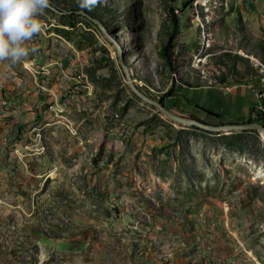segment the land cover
<instances>
[{
  "label": "rangeland",
  "instance_id": "1",
  "mask_svg": "<svg viewBox=\"0 0 264 264\" xmlns=\"http://www.w3.org/2000/svg\"><path fill=\"white\" fill-rule=\"evenodd\" d=\"M49 4L0 61V264H264L260 134L176 123L122 65L164 104L261 76L264 0Z\"/></svg>",
  "mask_w": 264,
  "mask_h": 264
},
{
  "label": "crops",
  "instance_id": "2",
  "mask_svg": "<svg viewBox=\"0 0 264 264\" xmlns=\"http://www.w3.org/2000/svg\"><path fill=\"white\" fill-rule=\"evenodd\" d=\"M263 92L264 75H261L234 84L182 86L165 105L209 124L244 122L255 118Z\"/></svg>",
  "mask_w": 264,
  "mask_h": 264
},
{
  "label": "clouds",
  "instance_id": "3",
  "mask_svg": "<svg viewBox=\"0 0 264 264\" xmlns=\"http://www.w3.org/2000/svg\"><path fill=\"white\" fill-rule=\"evenodd\" d=\"M49 6V0H0V61L16 64L29 54L25 44L41 32L39 16Z\"/></svg>",
  "mask_w": 264,
  "mask_h": 264
},
{
  "label": "water",
  "instance_id": "4",
  "mask_svg": "<svg viewBox=\"0 0 264 264\" xmlns=\"http://www.w3.org/2000/svg\"><path fill=\"white\" fill-rule=\"evenodd\" d=\"M111 41L118 47V44L115 40L111 39ZM119 48V47H118ZM125 74L127 76L128 81L133 89V91L146 103H149L153 107H155L159 112H161L164 116L168 119L176 122L181 123L187 126H193L205 131L209 132H243V131H251L255 130L258 131L260 137L264 141V126L260 123H240V124H209L203 121H200L195 118H187L180 115L173 113L167 106H164L160 101L147 97L143 94L140 90H138L133 82L131 81V76L127 70V67L122 63Z\"/></svg>",
  "mask_w": 264,
  "mask_h": 264
},
{
  "label": "trees",
  "instance_id": "5",
  "mask_svg": "<svg viewBox=\"0 0 264 264\" xmlns=\"http://www.w3.org/2000/svg\"><path fill=\"white\" fill-rule=\"evenodd\" d=\"M172 41H173V38H171L170 39V41H169V43H168V45L165 47V51H164V58L167 60V61H169V59H170V57H169V54H168V50L171 48V46H172ZM264 75V73H262L261 72V75ZM260 75V74H259ZM170 94V92L169 93H167V96ZM164 106H166L165 104H164V101H165V99H160L159 100ZM240 123H260L261 125H263L264 126V117H262V118H251V119H249V120H247V121H244V122H227V123H224V124H240ZM247 134H249V135H254V136H259V132L258 131H255V130H251V131H244V132H242V133H238V134H233V135H235V136H233V137H241V136H244V135H247Z\"/></svg>",
  "mask_w": 264,
  "mask_h": 264
},
{
  "label": "built area",
  "instance_id": "6",
  "mask_svg": "<svg viewBox=\"0 0 264 264\" xmlns=\"http://www.w3.org/2000/svg\"><path fill=\"white\" fill-rule=\"evenodd\" d=\"M261 67H264V65L260 64ZM260 104L255 110V118H262L264 117V92L259 95Z\"/></svg>",
  "mask_w": 264,
  "mask_h": 264
}]
</instances>
